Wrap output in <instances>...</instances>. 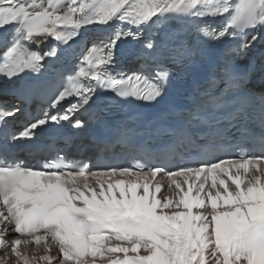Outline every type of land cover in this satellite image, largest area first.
I'll use <instances>...</instances> for the list:
<instances>
[{
    "label": "snow or ice",
    "instance_id": "6c2138e0",
    "mask_svg": "<svg viewBox=\"0 0 264 264\" xmlns=\"http://www.w3.org/2000/svg\"><path fill=\"white\" fill-rule=\"evenodd\" d=\"M209 19L220 23H197ZM188 27L201 44L239 37L246 53L264 28V0H0V81L14 84L22 101L51 93L22 130L10 127L21 107L0 103V264H264V130L252 142L239 129L238 158L211 159L222 134L210 132L200 144L184 128L169 129V146L133 155L134 163L96 170L62 150L41 167L14 153L21 141L41 147L36 142L49 125L85 129L75 114L102 94H111L109 109L113 97L158 102L169 64L195 54ZM89 28L103 34L81 39ZM128 38L140 43L138 66L116 70L117 48ZM65 55L71 63L54 66ZM244 78L227 60L215 66L208 87L194 91L188 120L213 123ZM243 110L223 122L238 124ZM117 136L129 143L126 127ZM191 154L200 158L195 165L167 166ZM29 244L43 254H27L21 246Z\"/></svg>",
    "mask_w": 264,
    "mask_h": 264
},
{
    "label": "bare ground",
    "instance_id": "6f19581e",
    "mask_svg": "<svg viewBox=\"0 0 264 264\" xmlns=\"http://www.w3.org/2000/svg\"><path fill=\"white\" fill-rule=\"evenodd\" d=\"M97 33L99 35L103 34L98 30H97ZM254 34H256L259 37V39L254 47L252 55L264 61V28H258ZM96 36L97 35H95V37ZM21 247H22V250H24L29 255H33V254L42 255L43 254V249L41 246L29 244L27 247H25L24 245H22ZM52 255L53 256L57 255V252L52 250ZM0 256H3V253H0ZM9 264H15L14 258L9 261Z\"/></svg>",
    "mask_w": 264,
    "mask_h": 264
}]
</instances>
